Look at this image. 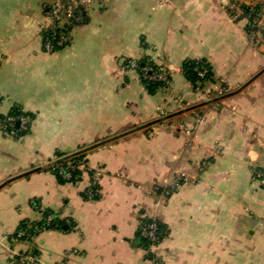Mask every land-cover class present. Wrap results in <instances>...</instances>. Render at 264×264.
Wrapping results in <instances>:
<instances>
[{
  "label": "crops",
  "instance_id": "crops-1",
  "mask_svg": "<svg viewBox=\"0 0 264 264\" xmlns=\"http://www.w3.org/2000/svg\"><path fill=\"white\" fill-rule=\"evenodd\" d=\"M52 1L0 0V114L33 121L20 138L0 133V264L32 249L40 264H264V43L251 47L234 0H81L86 23L49 54ZM128 60L169 71L170 84L150 94ZM187 61L209 64L208 100ZM58 154L82 157L80 183L54 175ZM46 212L62 228L14 240ZM149 218L162 226L151 252L139 235Z\"/></svg>",
  "mask_w": 264,
  "mask_h": 264
},
{
  "label": "built area",
  "instance_id": "built-area-1",
  "mask_svg": "<svg viewBox=\"0 0 264 264\" xmlns=\"http://www.w3.org/2000/svg\"><path fill=\"white\" fill-rule=\"evenodd\" d=\"M231 11L235 18H245L248 21V36L251 47H259L264 43V5L252 3L249 0H234L230 5ZM48 24L43 30V50L46 53L53 54L70 46L72 41V31L86 23L87 7L84 1L81 0H53L47 6ZM124 71H136L139 73L140 79L145 86L152 83H162L165 86L170 84L171 74L169 71L154 66L151 63L143 64L137 60H128L125 62ZM208 73V68L201 67L199 77L204 78ZM197 95L204 100H208L210 94L205 89V85H199L195 88ZM225 93L224 87L217 91V96H223ZM204 118L198 116L195 124L191 128H185L187 135L192 136L195 131L202 125ZM33 121L30 117L24 114H0V133L13 138H20L23 134L31 129ZM56 164V163H54ZM51 164V169L58 171L62 179L68 183L78 184L81 182L85 170L83 169L84 161H72L69 156L64 159L61 165L55 166ZM78 172V174H77ZM257 177L262 179L264 183V175L257 174ZM101 173L93 172L91 174L90 186L86 191V198L89 200L95 199L99 193ZM187 181L185 175L177 176L174 184L166 189L162 196L170 197L174 191ZM39 209V204L35 206ZM54 215H47L43 221L47 227H50L55 221ZM37 231L32 225L27 229H20L16 236V242H30L34 238V233ZM140 237L147 244V250L153 251L162 240L161 224L156 218H149L140 225ZM16 264H40L35 254V249L32 253L19 255Z\"/></svg>",
  "mask_w": 264,
  "mask_h": 264
},
{
  "label": "trees",
  "instance_id": "trees-1",
  "mask_svg": "<svg viewBox=\"0 0 264 264\" xmlns=\"http://www.w3.org/2000/svg\"><path fill=\"white\" fill-rule=\"evenodd\" d=\"M144 64H146V63H144ZM202 66H205V67L208 68V73H207V75L204 78H200L199 77V72H200ZM182 70H183V73H184L185 77L189 80V82H191V84L195 88L197 86H199V85H203L204 86L206 83L211 82L212 78H213L212 77L211 68H210L209 64L206 61H187V62H185L183 64ZM164 86L165 85L162 84V83H152V84H150V85H148L146 87H147V89H148L150 94H154L158 89H160V88H162ZM11 114H13V115L24 114V115L32 118L30 115L23 113L18 108L14 109ZM27 133H25V134H27ZM25 134H23V135H25ZM57 156L59 157L60 160L55 162L56 163V164H54L55 166L61 165L63 163V161H64V159H61L64 155L58 154ZM81 159H82V157L77 156V155H74L72 157V161H74V162H79ZM51 170L54 173V175H56V177L61 182H63V183L66 182V181H64L62 179V177L59 175L57 170H55L53 168ZM77 174H78V172H77ZM47 215H54V214L51 213V212H46L44 217H46ZM29 225L30 224H26L25 223V224H23L21 226V229H27L29 227ZM62 225H63V223H61L59 221V219L56 217L55 221L52 223V225L50 227H47L46 223L44 221H42L41 223H39L37 225H32V226L35 229H37V231H40V230L46 231V230L55 229V228H62ZM161 229H162V226H161Z\"/></svg>",
  "mask_w": 264,
  "mask_h": 264
}]
</instances>
